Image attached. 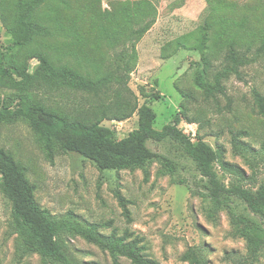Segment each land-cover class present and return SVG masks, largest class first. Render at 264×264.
<instances>
[{"label": "rangeland", "instance_id": "1", "mask_svg": "<svg viewBox=\"0 0 264 264\" xmlns=\"http://www.w3.org/2000/svg\"><path fill=\"white\" fill-rule=\"evenodd\" d=\"M18 1L0 0V52L10 68V75L0 74V106L25 99L69 120L99 122L123 138L146 104L156 129L181 112L184 133L203 138L246 175L252 157L240 146L264 157V54L257 52L264 0H31L37 5L28 21L41 31L23 44L16 43ZM39 57L60 76H48ZM68 73L105 84L80 89L63 77ZM148 146L172 161V174L158 161L144 170H101L46 144L25 120L0 124V148L20 164L36 203L52 215L72 212L101 233L136 239L159 264H187L181 255L193 247L203 249L208 264L244 255L229 213L206 211L192 161L170 141ZM235 208L251 216L242 203ZM10 219L0 187V264H47L37 253L19 255ZM66 244L76 264H113L108 252L79 236ZM118 263L132 264L125 257ZM255 264H264V249Z\"/></svg>", "mask_w": 264, "mask_h": 264}, {"label": "trees", "instance_id": "2", "mask_svg": "<svg viewBox=\"0 0 264 264\" xmlns=\"http://www.w3.org/2000/svg\"><path fill=\"white\" fill-rule=\"evenodd\" d=\"M31 0H19L18 9L22 12V33L16 43L23 44L31 40L34 33L40 32L28 16L36 7ZM264 54V39L257 49ZM4 53L0 52V74L10 75L4 64ZM39 61L44 72L51 77H59L46 63L43 57ZM65 77L74 87L97 91L105 81L94 82L68 73ZM159 96L156 95V98ZM261 102L262 98L258 97ZM181 112L173 115L172 121L161 129L154 123L156 114L153 109L142 104L137 109V127L125 137L118 138L116 132L99 122L91 124L46 110L28 100H19L13 106H0V124L25 120L31 129L46 144L55 142L66 152L77 153L92 161L101 170H136L158 161L164 173H173L172 161L148 146V142L170 141L181 153L192 161L202 177V198L206 211L214 215L226 210L231 218L234 232L246 243L244 255L227 256L232 264H255L264 249V177H259L258 153L249 147L240 146L252 169L250 175L238 166L221 161V153L203 138H191L179 127ZM258 154V155H257ZM0 187L11 203L10 228L17 236V250L20 256L37 253L47 264H76L67 248L69 237L79 236L86 242L108 252L113 264H119L118 258L125 257L132 264H159L144 255L136 239L119 236L115 232L101 233L98 225L79 219L74 213L52 215L47 209L40 208L33 197V188L25 177L23 168L13 157L0 148ZM242 203L251 216H240L236 203ZM259 230V236L253 234ZM181 260L187 264H208L203 249L188 248Z\"/></svg>", "mask_w": 264, "mask_h": 264}]
</instances>
